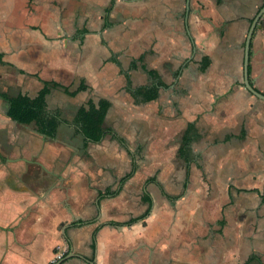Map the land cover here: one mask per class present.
<instances>
[{
    "label": "crops",
    "instance_id": "1",
    "mask_svg": "<svg viewBox=\"0 0 264 264\" xmlns=\"http://www.w3.org/2000/svg\"><path fill=\"white\" fill-rule=\"evenodd\" d=\"M263 3L0 0V93L34 95L41 79L89 85L46 94L63 117L54 136L8 116L0 95V264H52L70 250L80 256L59 264H264V99L243 83ZM248 68L264 93V11ZM154 80V98L135 92ZM25 81H38L32 93ZM56 90L74 97L70 116L50 105ZM89 97L110 100L102 126L127 148L73 122ZM145 193L149 212L130 221Z\"/></svg>",
    "mask_w": 264,
    "mask_h": 264
},
{
    "label": "trees",
    "instance_id": "2",
    "mask_svg": "<svg viewBox=\"0 0 264 264\" xmlns=\"http://www.w3.org/2000/svg\"><path fill=\"white\" fill-rule=\"evenodd\" d=\"M208 62V56L204 55L200 62V70H204ZM147 71L150 75H153L152 70L148 69ZM41 82L42 85L38 88L34 95L23 92H17L14 95L1 92L0 95L6 99L8 103L6 108V114L8 116L24 123L33 122L36 130L49 136H54L58 123L63 119V117L58 109L50 110L46 107V94L52 87H60L66 94L75 95L78 91L87 89L89 85L84 81V79L80 80V82H78L74 87H71L70 85H63L55 80L50 79H41ZM135 92L140 93L143 99L154 98L157 95V83L154 80L150 85L147 86V88H135ZM110 105L111 102L107 98L99 97L95 101L92 97H89L85 102L81 103L77 107L72 120L79 126L84 136L90 140L98 141L103 137V135L110 133L113 138L117 139L122 145L126 147V141L122 135H120L112 127L102 126L104 116ZM194 130L195 129L193 128L192 123H188L182 134L179 152L180 154L182 153V156L185 158V160H188L189 158V156H187V149L189 147V142ZM135 167V162H132L131 169L121 177L120 181L125 180L133 172ZM154 178V176H151L146 178L145 181L153 180ZM106 192L114 194L116 190L106 189ZM167 195L173 198V195ZM143 198L148 202L147 208L138 217H134L130 219V221L134 220L135 218L144 217L149 212L151 197L148 193H145ZM82 222L83 221L81 219L72 221V223L75 224H81ZM113 222L119 223L115 221ZM93 247L94 242H92V248Z\"/></svg>",
    "mask_w": 264,
    "mask_h": 264
},
{
    "label": "water",
    "instance_id": "3",
    "mask_svg": "<svg viewBox=\"0 0 264 264\" xmlns=\"http://www.w3.org/2000/svg\"><path fill=\"white\" fill-rule=\"evenodd\" d=\"M264 11V3L263 5L258 9V11L256 12L255 16L253 17L248 31L246 33V38H245V43H244V53H243V83L245 85V87L254 95H256L257 97H260L262 99H264V93L259 91L258 89H256L250 82L249 77H248V48H249V40L252 34V30L255 26L256 20L259 17V15ZM62 231L64 232V228L62 229ZM68 256H80L78 253L74 252V251H68L65 255L59 257L58 259H56L54 262H52V264H59L64 258L68 257ZM90 261V260H88Z\"/></svg>",
    "mask_w": 264,
    "mask_h": 264
},
{
    "label": "rangeland",
    "instance_id": "4",
    "mask_svg": "<svg viewBox=\"0 0 264 264\" xmlns=\"http://www.w3.org/2000/svg\"><path fill=\"white\" fill-rule=\"evenodd\" d=\"M24 84L28 85V90L32 93V91L37 87L38 81H35L34 83H30V81H25ZM7 89H8V87H7ZM8 90L13 92V91L16 90V88L15 89L9 88ZM63 97H64V94L62 92H60L58 90L54 91L52 96H51V99H50V105L51 106L55 105V104L63 105V108H65L66 114L68 116H70L72 114L73 110H74V107H75L74 97H73L72 101H68V100L65 101L63 99ZM150 130H152V127H150ZM168 160H170V159L168 158Z\"/></svg>",
    "mask_w": 264,
    "mask_h": 264
}]
</instances>
